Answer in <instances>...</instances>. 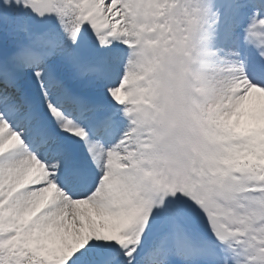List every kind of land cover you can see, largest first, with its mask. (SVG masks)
<instances>
[{
  "label": "snow or ice",
  "instance_id": "obj_1",
  "mask_svg": "<svg viewBox=\"0 0 264 264\" xmlns=\"http://www.w3.org/2000/svg\"><path fill=\"white\" fill-rule=\"evenodd\" d=\"M0 264H264V0H0Z\"/></svg>",
  "mask_w": 264,
  "mask_h": 264
}]
</instances>
